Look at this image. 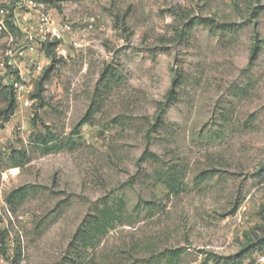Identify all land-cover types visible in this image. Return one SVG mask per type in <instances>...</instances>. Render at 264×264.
Returning <instances> with one entry per match:
<instances>
[{
  "label": "rangeland",
  "instance_id": "obj_1",
  "mask_svg": "<svg viewBox=\"0 0 264 264\" xmlns=\"http://www.w3.org/2000/svg\"><path fill=\"white\" fill-rule=\"evenodd\" d=\"M1 1L14 28L0 62L39 38L41 14L71 32L41 70L18 59L29 84L0 127V264H264V248L235 258L264 222V0Z\"/></svg>",
  "mask_w": 264,
  "mask_h": 264
},
{
  "label": "trees",
  "instance_id": "obj_2",
  "mask_svg": "<svg viewBox=\"0 0 264 264\" xmlns=\"http://www.w3.org/2000/svg\"><path fill=\"white\" fill-rule=\"evenodd\" d=\"M39 1V0H38ZM3 7H5V3L0 2V9H2ZM8 16L11 18L12 17V13L10 10V13L8 14ZM7 25L10 26L11 28H14V26L11 25L10 19L8 18L6 21ZM59 43V40H54V41H46L44 43V50H45V54L48 57L54 58L56 56V48L57 45ZM262 45H263V41L262 39H260L259 37H256V41L255 44L253 45L252 49H251V54H250V60L249 63H253L258 57L259 54L262 50ZM38 86L41 87L43 86V80H41L40 82H38ZM177 85L176 82H174L172 89L169 92V100L173 101L177 99ZM5 90L7 91L8 95L6 98V105L4 107L0 108V127H3L4 124L6 122H8L11 119V116L14 113L16 104H17V98L15 95V92L12 88H5ZM33 97L35 98H39L41 97V93H40V89L38 88V90H36V92L33 94ZM51 140L49 138L44 137L42 139V144L50 151L52 150H61L62 148H64L66 146L65 142L62 141H56L53 142L52 144H50ZM25 152L23 151H18V150H13L11 156L12 159H16L19 157H24L25 156ZM148 154V152L146 151V154L144 156H146ZM153 154L150 153V157ZM175 181V177L173 178L172 176H170L168 179L163 180V183H166L169 189H173L174 186L172 185V183ZM27 196V186H22L20 188H17L15 190H13L9 196L7 197V202L9 204H15L18 200H22L23 198H25ZM105 213V212H104ZM107 217V216H106ZM110 216L105 220H106V225L105 227L111 225L113 223V221H115V218L113 220H109ZM112 221V222H110ZM263 221H264V217H263ZM104 223V222H103ZM105 224V223H104ZM258 230L262 231V236L260 237L258 232L253 229V230H246L244 232L246 240L242 243L241 245V251L235 255V258H243L246 256V254L250 251L253 250H262L264 248V222L261 223L259 226H257ZM256 228V229H257ZM7 235L8 232L5 229H2L0 227V243H1V247H0V255H4L8 256V244H7ZM180 250H172L169 251L170 254V258L169 261H173L175 258L180 256ZM212 258L216 261H218V258H223V259H227L228 257H224V256H218V255H213ZM231 259V258H230Z\"/></svg>",
  "mask_w": 264,
  "mask_h": 264
},
{
  "label": "built area",
  "instance_id": "obj_3",
  "mask_svg": "<svg viewBox=\"0 0 264 264\" xmlns=\"http://www.w3.org/2000/svg\"><path fill=\"white\" fill-rule=\"evenodd\" d=\"M0 2H2L0 0ZM29 3H32L29 0ZM0 11V17H1ZM41 26L39 29L40 36L36 37V33L28 31L26 33L27 44L24 47L17 48L16 52L9 51L8 55L11 59L8 62H0V86L5 88H12L16 97L20 96L22 92L27 88L29 84L28 78L22 71V66L18 63L19 58H25L24 62H30L31 66H35L38 70L42 69V64L38 62L39 56H46L44 50V43L48 39H56L61 37V31L65 33L71 32V25L65 24L61 30L50 23V19L47 15L41 14ZM6 28V23L0 18V33ZM32 54H31V53ZM30 54L32 55L30 57ZM9 173H3V179L8 178ZM8 213L11 215L10 211ZM10 252V251H9ZM260 260L264 263V253L260 257Z\"/></svg>",
  "mask_w": 264,
  "mask_h": 264
}]
</instances>
